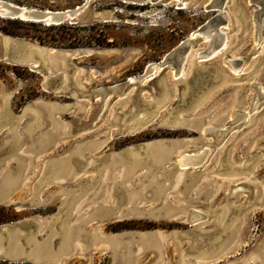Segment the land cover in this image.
<instances>
[{"label":"rangeland","instance_id":"374dc122","mask_svg":"<svg viewBox=\"0 0 264 264\" xmlns=\"http://www.w3.org/2000/svg\"><path fill=\"white\" fill-rule=\"evenodd\" d=\"M6 1L77 10L0 16V35L43 49L38 69L0 58V224L37 218L57 256L0 264H264V3L224 0L227 38L196 58L216 0ZM186 38L181 77L139 79Z\"/></svg>","mask_w":264,"mask_h":264},{"label":"water","instance_id":"95a60500","mask_svg":"<svg viewBox=\"0 0 264 264\" xmlns=\"http://www.w3.org/2000/svg\"><path fill=\"white\" fill-rule=\"evenodd\" d=\"M258 3H264V0H255ZM87 0H85L86 5ZM224 0H216L214 5H218L219 7V13H216L215 15V21L208 25L203 31H201V35L203 37V32L206 29H213L217 32L220 30L218 29V25L220 23H226L227 19H225V16L222 14V7H223ZM179 5H183L181 2H179ZM23 7L15 5L11 2H8L6 0H0V10L4 11L7 10L6 13L0 14L1 17H8V18H15L17 17ZM221 11V12H220ZM52 11H45V10H37L34 11V14H30V11L26 12V15H29V19H36L40 22H44L43 20L49 16L52 15L53 18L57 19V21H60L63 18V13L60 11V13H50ZM68 13L73 17L75 15V10L68 11ZM34 16V17H31ZM261 19L259 23H261ZM194 40L191 38H186L179 42L174 48H172L169 52H167L164 57L161 59L160 62L157 63H150L147 66V70L144 74H142L139 79L143 80L148 77L150 73L158 69L159 67H162L164 69L165 67H172L175 69V74L181 77L182 74V67L185 65L188 55L190 53V48L193 45ZM32 50L34 51V55L27 54V51ZM43 49L37 46H34L32 44H29L27 42H23L21 40H17L15 38L2 36L0 35V58L5 59L7 61L12 62H18L23 61L25 65H28L29 67H32L33 69H38L40 62H37V57H35L36 54H40ZM200 50V49H199ZM86 52V50H80ZM204 50L202 49L198 55H196V58L204 57ZM228 64L232 67H235L237 65L236 61L234 59H229ZM204 84L208 85V81H203ZM202 84V83H201ZM199 83L198 85H194V91L195 92L198 88V86H201ZM194 94V93H193ZM181 118L177 117L175 119V122H173L174 125H178L182 123ZM188 159V156L184 158L183 161ZM64 163V162H62ZM61 163V165H62ZM4 168V171L0 173V206L8 203L10 200V194L14 189V185L9 184L7 181V176L5 175L7 165ZM36 202L42 203L43 200L40 197L36 198ZM18 209H24L26 206L25 202H19L17 203ZM28 224H31L33 226L35 233L30 234ZM40 220L37 218L31 217L27 219H21L17 221H11L5 224H0V260L9 261V262H25L29 261L32 263L35 262H44V261H50L54 262L57 259V256H51L47 254V250L44 252L38 244L35 243V237L39 236L38 232V226H39ZM31 236H27V235ZM30 237V238H29ZM27 239V240H26ZM30 240V250L26 251L25 249H22V245L25 243V241Z\"/></svg>","mask_w":264,"mask_h":264},{"label":"bare ground","instance_id":"6f19581e","mask_svg":"<svg viewBox=\"0 0 264 264\" xmlns=\"http://www.w3.org/2000/svg\"><path fill=\"white\" fill-rule=\"evenodd\" d=\"M21 7H23L22 8L23 10L15 18L23 20V21H38V22H40L39 20H36V19H29L28 18L29 15H26L27 11H30V14H34V11H37L39 9L32 8V7H25V6H21ZM76 10H75V13H76ZM45 11H52V10H47L46 9ZM68 11H71V10H68ZM68 11H62L61 12L64 15H63V18L60 21H57V19L53 18L52 15L47 16L43 21L46 22V25L59 23L65 18H70L71 15L68 13ZM6 12H7V10H4V11L0 10V14H4ZM50 13H53V14L55 13V15H56V13H60V11H52ZM31 17H34V16L31 15ZM203 38L206 39V42H205L204 48H203L204 54H205L204 57H205L206 55H209V54L213 53L214 49L219 47V45H222L225 42L227 36H226V33H223L221 31L217 32V31H215L213 29H207L206 31L203 32ZM201 50L202 49H200V50L197 49L195 54H194V56L198 55ZM154 72L155 71H153L150 74L152 75Z\"/></svg>","mask_w":264,"mask_h":264}]
</instances>
